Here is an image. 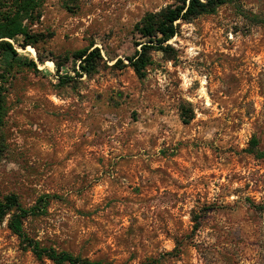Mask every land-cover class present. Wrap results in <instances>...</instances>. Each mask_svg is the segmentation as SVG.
Masks as SVG:
<instances>
[{"label":"rangeland","instance_id":"374dc122","mask_svg":"<svg viewBox=\"0 0 264 264\" xmlns=\"http://www.w3.org/2000/svg\"><path fill=\"white\" fill-rule=\"evenodd\" d=\"M171 3L46 0L34 26L45 39L18 48L42 71L7 85L0 199L29 207L57 194L27 230L92 260L264 264V157L247 151L253 138L264 151V0L181 22L171 57L153 50L139 77L127 59L140 48L134 26ZM91 45L104 55L92 76L72 60L56 71L53 58ZM0 264H39L7 219Z\"/></svg>","mask_w":264,"mask_h":264},{"label":"trees","instance_id":"16d2710c","mask_svg":"<svg viewBox=\"0 0 264 264\" xmlns=\"http://www.w3.org/2000/svg\"><path fill=\"white\" fill-rule=\"evenodd\" d=\"M236 1L172 0L171 4L159 11L147 12L134 26L133 33L137 37L134 43L140 48L127 57L129 65L139 77H144L148 66L152 64L151 52L153 50H161L171 57L170 52L173 47L169 41L179 33L181 22H192L201 15L215 13L220 6ZM45 3L46 0H0V159L6 146L1 129L5 125L9 112L7 85L15 73L23 68L42 71L33 58L23 56L18 48L36 46L45 39L43 32L34 29V26L42 20ZM65 7L70 10L72 6L66 3ZM70 60L75 64L73 71L76 76H92L104 61V55L100 48L93 47V45L78 49L71 54H65L64 57L53 58L56 71L61 72ZM43 61L44 59L41 58V62ZM120 64L125 66L123 61L118 59L115 66ZM59 78L60 81L66 83L74 77L65 73ZM182 111L185 112L186 109L182 108ZM182 119L184 123L190 121V118L183 112ZM258 145L259 141L253 138L247 151L257 157H264V151H261ZM56 198H59L57 194L46 193L41 195L33 205L26 207L22 204L18 194L10 193L0 199V223L8 220V228L18 237L21 249L31 252L39 264H45L47 261L53 264H114L92 260L46 245L29 233L26 227L29 218L46 215L51 202ZM179 252L180 248H175L169 254L177 255ZM155 261L158 260L149 262Z\"/></svg>","mask_w":264,"mask_h":264}]
</instances>
